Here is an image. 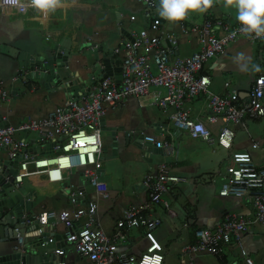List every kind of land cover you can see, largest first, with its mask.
<instances>
[{
	"label": "built area",
	"instance_id": "obj_1",
	"mask_svg": "<svg viewBox=\"0 0 264 264\" xmlns=\"http://www.w3.org/2000/svg\"><path fill=\"white\" fill-rule=\"evenodd\" d=\"M137 2L143 6V18L150 26L148 31L131 33L114 49V56L122 54L118 74L97 73L99 77L92 87L69 91L65 102L44 118L13 126L6 116H0V227L14 234L11 238L1 237L12 243V252L17 255L11 264H70L66 259L72 253L88 264H145L146 259L154 261L156 257L162 264V248L153 236L161 220L152 216V208L159 206L170 214L165 197L176 184L184 183V179L172 175L167 164L146 175L141 184L147 200L129 207L108 235L98 223L97 204L88 201L82 188L66 183L67 177L63 175L66 171L76 172L81 183L95 195L102 199L108 197L105 185L99 180L101 163L98 161L101 121L107 108L114 109L132 98L141 107L171 109L168 120L173 137L184 132L192 139L211 142V132L202 122L193 119L188 106L194 98L202 97L208 110L207 122L222 123L216 143L226 150L231 149L235 137L229 125L240 126L245 119L264 118V76L256 78L246 97L241 98L235 90L224 97L212 94L210 79L200 74L206 63L223 55L236 40L243 38L264 44V37L242 32L238 22L230 26L222 20L205 21L188 30L182 28V34L198 36L200 47L189 57H179L176 56L177 38L160 30L163 19L157 12L159 0ZM9 8L18 16L24 15L28 7L14 0H0V9ZM133 20L131 17L130 21ZM214 27L219 35L214 33ZM57 53L62 59L63 52ZM60 61L52 66L57 67ZM29 62L32 71L27 76L48 73L49 62L33 59ZM6 99V92L0 89V104ZM140 144L174 152L170 143L158 141L154 136L141 134ZM251 149L262 151L261 162L255 163L248 152L233 153L220 174L218 196L247 200L252 216L227 213L216 228L197 229L196 243L185 246L183 253L218 256L224 247L239 245L253 225L264 224V146L254 142ZM37 176L61 186L68 211H32L34 195L26 193L23 185L26 179ZM57 226L62 227L60 234ZM133 229H143L149 243L139 257L119 250ZM242 256L246 257L244 252ZM245 263L253 264L251 259Z\"/></svg>",
	"mask_w": 264,
	"mask_h": 264
},
{
	"label": "crops",
	"instance_id": "obj_2",
	"mask_svg": "<svg viewBox=\"0 0 264 264\" xmlns=\"http://www.w3.org/2000/svg\"><path fill=\"white\" fill-rule=\"evenodd\" d=\"M14 1L28 8L24 15L18 16L13 8L0 9V89L7 94V99L0 104V116H6L13 126L29 119L44 118L65 102L69 91L92 87L99 77L93 74L96 54L109 60V75L118 74L122 54L114 56V49L131 33L148 31L150 26L143 18L144 8L137 0H60L62 6L47 15L33 8L30 0ZM131 17H134L133 21H130ZM217 20L235 25L238 22L236 8H226L224 0H214L213 6L203 14L189 12L186 19L178 23L163 19L160 30L177 38L176 56L189 57L199 50V39L196 34H182V28L188 30L205 21ZM213 31L216 35L220 33L215 27ZM58 50L65 56L57 69L61 82L76 81L77 85L62 88L54 82L42 83L41 79L27 77L31 67L29 59L50 60ZM237 53H244L250 63L259 64L261 71H239L234 62ZM200 74L210 79L212 94L224 97L235 90L245 98L254 80L264 76V44L238 39L228 45L223 55L206 63ZM188 106L193 119L202 122L211 132V142L192 139L184 132L173 137L168 120L171 109L160 111L141 107L131 98L114 109L107 108L101 121L100 136H104H101L98 155L101 163L99 180L105 185L108 197L102 199L95 195L90 187L81 183L76 172L72 177L67 175L66 183L82 188L88 201L97 204L98 223L110 235L129 207L147 200L141 184L143 178L155 173L160 165L167 164L169 172L185 182L176 184L165 197L170 214L162 207L152 208V216L161 220L153 236L162 248V264H246V259H251L253 264H264V224L253 225L239 245L224 247L218 256L182 252L185 246L196 243L194 233L197 229L216 228L225 214L252 216L253 210L247 200L218 196L220 174L226 164L222 168L220 165L225 158L228 161L238 152L250 153L258 164L262 151H253L251 144L257 142L260 147L264 146V118L245 119L240 126L229 125L235 137L231 149L226 150L216 143L222 123L207 122L204 99L196 97ZM141 134L170 143L174 152L141 146ZM218 153L222 154L221 161H215ZM217 184H220L219 188ZM26 186L23 185V190L34 195L33 212L68 211L67 198L60 185L57 192L49 197L39 196V200L34 191L26 190ZM61 232L62 227L57 226V233ZM127 237V242L120 245L122 252L139 257L149 246L143 229H133ZM5 243L8 242L0 237V258L9 254L5 253ZM66 260L70 264H88L73 253Z\"/></svg>",
	"mask_w": 264,
	"mask_h": 264
},
{
	"label": "clouds",
	"instance_id": "obj_3",
	"mask_svg": "<svg viewBox=\"0 0 264 264\" xmlns=\"http://www.w3.org/2000/svg\"><path fill=\"white\" fill-rule=\"evenodd\" d=\"M31 6L47 15L61 7L60 0H30ZM214 0H159L158 15L167 22L183 21L189 12L205 13L213 6ZM226 8H236V20L241 25V31L254 34L256 38L264 37V0H224ZM239 71L247 73L260 72L259 64L250 63V58L244 53L234 57ZM145 264H159V261H145Z\"/></svg>",
	"mask_w": 264,
	"mask_h": 264
},
{
	"label": "water",
	"instance_id": "obj_4",
	"mask_svg": "<svg viewBox=\"0 0 264 264\" xmlns=\"http://www.w3.org/2000/svg\"><path fill=\"white\" fill-rule=\"evenodd\" d=\"M65 57V56H64ZM65 59V58H64ZM63 57L61 59V57L58 55V53H54L52 58H50V60H45L47 62H49L48 64V73L47 74H28L27 77L29 78H36V79H41L42 83H44L45 81L50 82H54L56 83L58 86L62 87V88H71L73 85H77L78 83L76 81L74 82H68V83H62V79L59 78V74L57 69L59 68V66L57 67H53L52 64L55 63L58 60H64ZM95 65L93 68V74H97V73H103L105 76H109V70H110V66H109V60L103 58V57H99L97 54L95 56ZM65 62V61H64ZM64 66V65H63ZM32 71V67L29 68V72ZM14 234L12 233V231L4 229L2 227H0V237L3 238H11ZM11 241L13 239H10ZM17 259V255H15L12 251L5 257L0 258V264H11L12 261Z\"/></svg>",
	"mask_w": 264,
	"mask_h": 264
},
{
	"label": "rangeland",
	"instance_id": "obj_5",
	"mask_svg": "<svg viewBox=\"0 0 264 264\" xmlns=\"http://www.w3.org/2000/svg\"><path fill=\"white\" fill-rule=\"evenodd\" d=\"M104 136V135H101ZM101 136H100V141H101ZM221 156L222 154L218 153L215 157L216 160L215 161H221ZM2 157V156H0ZM225 157V156H224ZM227 159L225 158L220 165V168L224 167V165L227 163L226 161ZM75 174V172L73 171H66L64 172V177L70 176L72 177ZM25 186H26V190L27 191H34L37 195V200H39V196L42 197H49V195L57 192V189L59 188V185H52L46 182V180L44 179L43 176H37V177H33V178H29L25 180ZM30 184V185H29ZM220 187V184H217V188ZM6 245V250L5 253H10L12 251V243H5ZM145 253V252H144Z\"/></svg>",
	"mask_w": 264,
	"mask_h": 264
},
{
	"label": "snow or ice",
	"instance_id": "obj_6",
	"mask_svg": "<svg viewBox=\"0 0 264 264\" xmlns=\"http://www.w3.org/2000/svg\"><path fill=\"white\" fill-rule=\"evenodd\" d=\"M146 260H147V259H146ZM155 260H156V261H159V257H156Z\"/></svg>",
	"mask_w": 264,
	"mask_h": 264
}]
</instances>
